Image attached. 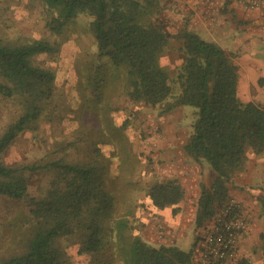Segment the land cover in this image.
I'll return each instance as SVG.
<instances>
[{"label":"trees","instance_id":"trees-1","mask_svg":"<svg viewBox=\"0 0 264 264\" xmlns=\"http://www.w3.org/2000/svg\"><path fill=\"white\" fill-rule=\"evenodd\" d=\"M41 1L47 14L45 26L57 35L81 13L91 16L97 56L100 60L108 56L121 69L118 79L125 78L123 93L130 103L163 105L161 114L178 105L197 108L187 149L196 160L208 161L217 173L198 198L195 222L197 227L204 226L229 197L228 184L244 164L247 151L264 152V104L240 97L238 65L219 43L186 30L180 48L182 62L172 75L160 63L170 35L157 21L146 20L154 0ZM58 49V43L45 38H0V93L16 108L0 132V196L28 202L25 211H18V217L26 216L28 222L20 250L2 256L0 264H77L68 251L70 245L90 257L84 264H114L102 256L108 249L122 264H196V243L189 250L175 244H152L133 232L126 215H116V196L108 185L109 163L101 144L114 143L118 154L126 156L119 133L112 139L100 130V137L81 159L69 157L68 149L78 148L80 140L75 136L64 148L58 146L61 155L14 164L5 160L21 133L38 128L55 95L54 70L34 63V57ZM95 74H88L86 87L105 101L104 92L111 84L105 88L106 81L100 79L94 85ZM259 83L264 85V79ZM39 173L51 176L33 195L32 174ZM147 195L155 207H172L176 213L185 189L177 180L168 179L152 183ZM240 264H246L245 259Z\"/></svg>","mask_w":264,"mask_h":264},{"label":"rangeland","instance_id":"rangeland-1","mask_svg":"<svg viewBox=\"0 0 264 264\" xmlns=\"http://www.w3.org/2000/svg\"><path fill=\"white\" fill-rule=\"evenodd\" d=\"M169 1L166 0L165 3V0H154L146 14V20H155L165 28L181 24L182 19L178 18L179 21L172 16L167 4ZM46 15L41 0H0V38L5 41L45 38L59 45L55 52L41 53L34 57V63L48 67L56 74L53 100L38 122V128L27 129L21 133L8 148L5 160L14 164L61 155L58 146L64 148V145L67 146L75 136H78L80 141L78 148L68 149L69 157L81 159L92 148L91 143L100 137V130L112 139L119 133L118 137L124 141L122 145L125 147L126 156L118 154L119 146L114 143L101 144L109 163L108 185L116 196V215H126L133 226V232L146 239L144 234L146 223L142 218H150V222L155 223L154 221L159 219L157 215L160 211L148 197V187L158 180H168V177H156L153 169H149L151 162L145 156L144 147L161 136L158 125L163 115L161 114L163 105L132 104L127 100L122 85L125 78L118 79L117 72L121 69L113 65L108 56L101 60L97 56L96 40L90 29L89 14L81 13L61 35L52 33L45 26ZM176 69L177 66L169 67L172 75H175ZM94 71L97 78L93 82L94 85H99L100 79L106 81L105 88L111 84L104 92L107 96L105 101L99 99L100 93L92 95L86 87L88 74ZM178 91L177 85L174 84V92ZM187 108L192 112L188 117H184L185 120H195L197 108L191 105H187ZM15 109L13 102L7 101L0 93V132L13 117ZM105 116L108 118L104 119ZM109 125L112 127L111 132ZM207 163L209 164L208 161ZM209 167L216 175L210 164ZM144 168H147V172H144ZM150 171L152 173H148ZM50 176L32 174L31 193L38 194ZM263 204L260 203L257 208L258 213L264 218ZM27 206L26 198L12 199L0 196V258L19 249V245L22 244L28 231V222L26 216L18 217V211H25ZM167 209L175 218L181 208L176 213L172 207ZM183 210L186 212L188 208ZM154 228L158 233L162 231L157 225ZM202 230L203 226L197 227L194 221L192 225L186 227L182 236L175 238L177 241L175 245L182 250H189L196 243V254L203 245ZM151 243L157 244L155 241ZM252 248L254 254L245 257L240 245L239 264L244 259L246 264H264V231ZM68 251L74 263L84 264L90 259L89 256L78 253L77 245H70ZM102 256L114 264H122L109 249Z\"/></svg>","mask_w":264,"mask_h":264},{"label":"crops","instance_id":"crops-1","mask_svg":"<svg viewBox=\"0 0 264 264\" xmlns=\"http://www.w3.org/2000/svg\"><path fill=\"white\" fill-rule=\"evenodd\" d=\"M167 4L172 16L182 21L177 26L164 27L170 41L160 55V63L166 67L180 65L183 33L186 30L196 32L204 39L219 43L238 65L240 97L264 104V85L259 83L264 79V12L244 9L236 0H170ZM190 112L187 105H178L161 115L158 125L161 136L144 146L153 174L158 178L175 179L185 189V196L178 204L181 209L175 218L167 207L158 211L159 219L155 223L150 222V218H142L149 242L175 244V238L182 236L186 227L195 221L202 188L211 186L216 177L206 160H196L187 149L194 120L186 121L184 117ZM228 188L229 196L238 198L244 206L248 229L240 245L243 256L250 257L254 254L253 244L264 231V218L257 208L264 202V152L257 154L249 149L244 164L234 172ZM187 208L185 212L183 209ZM156 225L162 229L160 233L154 228Z\"/></svg>","mask_w":264,"mask_h":264},{"label":"built area","instance_id":"built-area-1","mask_svg":"<svg viewBox=\"0 0 264 264\" xmlns=\"http://www.w3.org/2000/svg\"><path fill=\"white\" fill-rule=\"evenodd\" d=\"M244 9L264 12V0H236ZM248 229L242 202L229 196L203 226V245L195 254L197 264H239L240 239Z\"/></svg>","mask_w":264,"mask_h":264}]
</instances>
